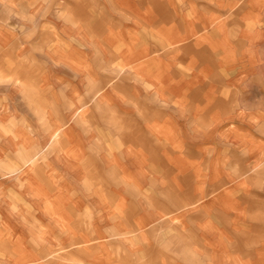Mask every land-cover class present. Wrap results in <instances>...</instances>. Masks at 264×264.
Here are the masks:
<instances>
[{
	"label": "crops",
	"instance_id": "crops-1",
	"mask_svg": "<svg viewBox=\"0 0 264 264\" xmlns=\"http://www.w3.org/2000/svg\"><path fill=\"white\" fill-rule=\"evenodd\" d=\"M263 43L264 0H0V264H250Z\"/></svg>",
	"mask_w": 264,
	"mask_h": 264
},
{
	"label": "rangeland",
	"instance_id": "rangeland-1",
	"mask_svg": "<svg viewBox=\"0 0 264 264\" xmlns=\"http://www.w3.org/2000/svg\"><path fill=\"white\" fill-rule=\"evenodd\" d=\"M54 10V8H49L48 9V13H49V16H52V11ZM67 11L70 12L71 9L67 8ZM81 13H84L83 11H81ZM36 18L38 20H27V21H15V23H18V25H21L23 26L24 28H27L26 26L27 25H31L32 28H33V32L34 33H40V31H42V24H41V21L42 20H39L40 17L37 15ZM66 19H70V21H73L74 18H66ZM232 18L231 17H227L226 21H227V24H229V26L233 27V20H231ZM50 21H53V19H49ZM54 21H57L56 19ZM72 23V22H71ZM88 23V20L86 17H81V27L83 29H87L88 30V27L87 26H84V24ZM240 27V26H238ZM18 29V28H17ZM20 29V28H19ZM47 28H45L44 30H46ZM48 30L51 31V29L48 28ZM230 31L232 32H235L234 29H230ZM213 32V31H212ZM213 34V33H212ZM214 35V34H213ZM234 38V36H233ZM233 44L234 43V39H233ZM263 49V50H262ZM262 49L260 50V54H261V59H260V65L263 63L264 65V43L262 44ZM259 50V49H258ZM246 51H248L247 49L243 48L241 50H237L236 49V46H233L231 52L234 54V58H241V57H245L246 55ZM262 51V52H261ZM191 52H194L191 50ZM214 67L216 66V64H213ZM219 65V64H218ZM219 69L217 66L215 67V69ZM214 69V71H215ZM219 76H214L213 81H214V85L215 87L217 86H221L222 84V80L221 77H220V74L218 73ZM262 77V76H261ZM264 77V76H263ZM238 102H240V100L238 99ZM238 105L239 103L235 104L233 103L232 104V107L230 108V112L229 114L231 115H234V113H236L235 111H237L238 109ZM252 105H255V101H248V106H246L243 110H246L249 112V114H254V113H258L259 115H261V117H263V120H264V103H261V105L259 106H252ZM236 106V107H235ZM223 110H220V112L222 113ZM226 112L228 113V110H226ZM223 114V113H222ZM229 114H226V116H229ZM258 126V128H257ZM260 126V127H259ZM249 129H252L253 131H258L260 133H264V123L261 125L259 124H256V125H253L251 127H248ZM260 128V129H259ZM215 129H216V141H215V145H216V150H217V153L218 155L220 156V164L222 166H227V165H232V160H234L235 162V167L234 169H232V172L231 174L234 175V176H237L239 178V180L243 181L245 178L249 177V175H252L254 176L253 172H256L255 171H247L246 169V174L240 172L239 170H236L237 168H241L240 166L238 165H242V160L241 158L239 157V155L235 154L234 155V158L232 157H226V146L224 145L223 142H221L220 140H223L224 139V136L227 135L226 133H229V127L226 126V125H216L215 126ZM229 131V132H228ZM206 135L208 136V133H206ZM206 136V137H207ZM227 162V164H226ZM237 163H239L237 165ZM252 173V174H251ZM257 175V174H256ZM244 176V178H243ZM258 176V175H257ZM221 182H224V181H221ZM258 182V185H263V191H264V181H257ZM223 188L227 187L228 185L224 182V183H221ZM222 188V187H221ZM222 188V189H223ZM256 201L255 199L253 200V207L254 206H259V207H263L264 205H257L255 204ZM261 215V214H260ZM249 222V221H248ZM258 225V226H257ZM257 226V227H256ZM261 226V228H260ZM243 233H244V236H237V237H234L236 240H232L229 238V242H234V244H236L241 252L243 253V256L246 257L245 260H248V261H251L250 264H264V219H260V221H258L257 219H254L253 220V227H250V226H243ZM249 229V230H247ZM241 231V230H240ZM250 233H252L250 235ZM37 244V243H36ZM19 246V244H18ZM18 248V247H17ZM1 250V248H0ZM32 250V261L30 264H41V262L43 263L46 258V254L47 253H51L52 250L56 251V254H52V255H58L61 257L62 255V252L61 251H58L55 250V249H52V250H49L46 252H43V251H40L38 248L36 247H32L31 248ZM55 257H52V259H54ZM5 262V257L2 256V253L0 251V263L2 262ZM51 260L48 258V260L46 262H48ZM256 261V262H255ZM203 262V261H201ZM255 262V263H254Z\"/></svg>",
	"mask_w": 264,
	"mask_h": 264
}]
</instances>
